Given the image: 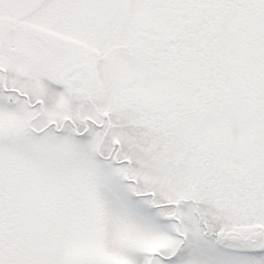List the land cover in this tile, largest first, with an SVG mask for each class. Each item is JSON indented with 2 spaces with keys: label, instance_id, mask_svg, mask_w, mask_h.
<instances>
[{
  "label": "snow or ice",
  "instance_id": "6c2138e0",
  "mask_svg": "<svg viewBox=\"0 0 264 264\" xmlns=\"http://www.w3.org/2000/svg\"><path fill=\"white\" fill-rule=\"evenodd\" d=\"M0 264H264V0H0Z\"/></svg>",
  "mask_w": 264,
  "mask_h": 264
}]
</instances>
